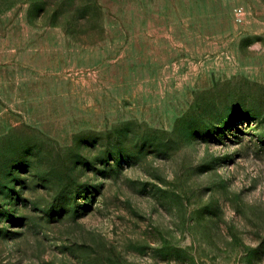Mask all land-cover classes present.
I'll list each match as a JSON object with an SVG mask.
<instances>
[{
    "label": "rangeland",
    "instance_id": "1",
    "mask_svg": "<svg viewBox=\"0 0 264 264\" xmlns=\"http://www.w3.org/2000/svg\"><path fill=\"white\" fill-rule=\"evenodd\" d=\"M89 1L0 0V264H264V0Z\"/></svg>",
    "mask_w": 264,
    "mask_h": 264
},
{
    "label": "trees",
    "instance_id": "2",
    "mask_svg": "<svg viewBox=\"0 0 264 264\" xmlns=\"http://www.w3.org/2000/svg\"><path fill=\"white\" fill-rule=\"evenodd\" d=\"M34 5H39L38 7L43 9L53 8V12L61 9V7H66L69 12L80 13V17H83L82 19L84 20L89 18V13H94L98 10V7H92L89 0H34ZM45 5H48V7H44Z\"/></svg>",
    "mask_w": 264,
    "mask_h": 264
}]
</instances>
